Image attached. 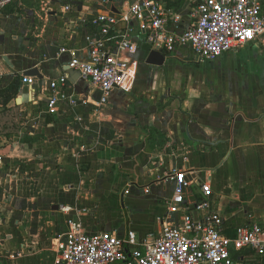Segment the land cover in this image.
Instances as JSON below:
<instances>
[{
    "label": "crops",
    "instance_id": "crops-1",
    "mask_svg": "<svg viewBox=\"0 0 264 264\" xmlns=\"http://www.w3.org/2000/svg\"><path fill=\"white\" fill-rule=\"evenodd\" d=\"M160 1L181 14V29L190 23L188 0ZM124 2L14 0L0 12V264H54L70 223L90 235L157 237L173 169L187 174V200H199L200 183L211 180V209L226 235L264 226L263 43L205 64L181 47L156 67L147 64L154 50L142 25L119 24L114 37L127 34L138 48L132 90L115 91L98 112L65 103L49 113L50 82L70 60L61 49L86 58L91 19L121 13ZM68 77L91 102L100 99Z\"/></svg>",
    "mask_w": 264,
    "mask_h": 264
},
{
    "label": "built area",
    "instance_id": "built-area-1",
    "mask_svg": "<svg viewBox=\"0 0 264 264\" xmlns=\"http://www.w3.org/2000/svg\"><path fill=\"white\" fill-rule=\"evenodd\" d=\"M13 2L0 0V12ZM187 2L190 23L184 29L181 14L160 0H125L128 8L121 13H104L91 19L89 24L97 30L85 37L86 58H80L77 49H61L70 60L67 74L50 82L49 113L59 112L65 103L98 112L108 105L115 91L132 90L130 57L138 48L127 34L114 37L119 24L139 22L154 51L172 55L186 47L199 64L215 61L248 44H264V0ZM71 74L77 76L79 83L94 87L100 99L93 103L80 85L74 83L71 87ZM32 81L28 77L21 79L24 84ZM186 176L184 171L173 169L168 177L173 196L167 201L168 210L157 237L139 239L134 231H129L126 238L106 232L90 235L81 223H70L54 264H242L232 253L249 251L264 258V226L243 224L231 236L226 235L223 219L211 209V180L200 183L201 198L191 201L187 200L190 181ZM60 210L69 212L70 208ZM193 213L204 215L194 217Z\"/></svg>",
    "mask_w": 264,
    "mask_h": 264
},
{
    "label": "water",
    "instance_id": "water-1",
    "mask_svg": "<svg viewBox=\"0 0 264 264\" xmlns=\"http://www.w3.org/2000/svg\"><path fill=\"white\" fill-rule=\"evenodd\" d=\"M165 60L166 58L164 54L158 51H152L147 59V64L150 66L161 67L162 65H164ZM29 74H32V73H29Z\"/></svg>",
    "mask_w": 264,
    "mask_h": 264
},
{
    "label": "rangeland",
    "instance_id": "rangeland-1",
    "mask_svg": "<svg viewBox=\"0 0 264 264\" xmlns=\"http://www.w3.org/2000/svg\"><path fill=\"white\" fill-rule=\"evenodd\" d=\"M182 1H186V0H182ZM183 59H184V61L188 62L189 64L194 63V60L189 59L186 55L184 56ZM244 264H264V259L249 252V254H246V259H245Z\"/></svg>",
    "mask_w": 264,
    "mask_h": 264
},
{
    "label": "trees",
    "instance_id": "trees-1",
    "mask_svg": "<svg viewBox=\"0 0 264 264\" xmlns=\"http://www.w3.org/2000/svg\"><path fill=\"white\" fill-rule=\"evenodd\" d=\"M16 83H18V81H16ZM16 85V84H15ZM9 92V91H8ZM7 92V93H8ZM11 100V97L8 98L7 102L5 103V105L8 104V102ZM250 252V251H249ZM246 254H249L248 252H240V253H235L233 252L232 253V256L235 258V259H239V257H242V256H246Z\"/></svg>",
    "mask_w": 264,
    "mask_h": 264
}]
</instances>
